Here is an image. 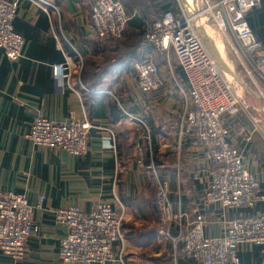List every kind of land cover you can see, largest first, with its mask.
Here are the masks:
<instances>
[{"label": "crops", "instance_id": "obj_1", "mask_svg": "<svg viewBox=\"0 0 264 264\" xmlns=\"http://www.w3.org/2000/svg\"><path fill=\"white\" fill-rule=\"evenodd\" d=\"M53 1L56 9L44 12L28 0H18L13 28L24 40L21 55L10 60L0 51V188L24 194L30 203L44 197L42 207L33 211L37 230L26 237L24 256L13 261L0 251V264H68L58 256V241L65 236L66 227L55 222L52 210L75 206L89 212L99 203L109 204L122 216L125 264H201L175 252L171 241L158 232L150 165L168 181L173 208L185 213V222L198 214L204 216L207 236L222 235L238 214L263 213L264 65L258 70L242 57L241 63L231 46L224 49L228 63L224 62L247 103L241 96L239 111L223 120L230 130L231 144L241 150L245 167L259 183L257 195L261 198L245 209L204 204L209 165L200 149L179 133L185 99L178 84L187 86L173 51L162 53L144 37L140 39L138 60L152 61L161 81L158 90L142 93L133 70L137 60L129 67L120 66L108 49L110 44L116 46V39L94 36L90 0ZM122 1L129 18L145 24L167 5L178 12L176 4L170 6L171 0ZM250 11V27L262 43L264 57V0ZM106 58L111 60V68L104 71L101 67ZM65 60L72 66L73 90L66 84L58 85L54 77L53 65ZM82 69L89 70L88 78L97 71L99 88L91 92L82 89ZM39 113L56 122H67L70 116L87 120L92 125L87 153L75 156L33 145L25 135ZM103 127L114 133L115 152L102 146L106 135ZM138 147L143 151L142 166L135 162ZM112 249L117 252V243ZM235 252L237 260L230 264H264L263 245L244 243Z\"/></svg>", "mask_w": 264, "mask_h": 264}, {"label": "built area", "instance_id": "obj_2", "mask_svg": "<svg viewBox=\"0 0 264 264\" xmlns=\"http://www.w3.org/2000/svg\"><path fill=\"white\" fill-rule=\"evenodd\" d=\"M44 12L56 9L53 0H28ZM163 1V0H160ZM165 1V0H164ZM178 12L165 9L150 19L144 30V40L162 53L173 51L186 79V86L178 84L185 99L180 118L179 133L200 149L209 165V183L203 203H218L225 209L251 208L258 199L259 183L243 163L241 150L230 142V130L223 117L236 114L243 99L234 79L222 71L209 52L197 28L213 21L227 43L244 61L260 69L264 65L262 43L256 38L247 20V13L260 0H176ZM18 0H0V51L10 60L21 55L24 40L13 28ZM89 19L92 32L98 38H119L129 19L122 0H90ZM137 88L142 93L159 89L161 81L157 68L148 59L133 64ZM72 66L65 60L53 65L58 85L71 90ZM82 89L87 90L82 84ZM129 117L140 120L131 114ZM92 125L87 120L70 116L67 122H56L37 114L31 122L26 138L35 146L64 150L72 155L87 153V137ZM102 146L116 151L112 129L103 127ZM143 151L136 149L135 162L143 165ZM153 202L158 232L166 236L178 254L196 259L201 264H230L235 262L236 248L249 243L264 246V212L238 214L220 236H207L205 219L198 214L185 222V213L173 208L169 197V183L154 169ZM197 177V174H194ZM44 197L35 203L13 191L0 188V251L13 261L24 256L25 239L37 226L33 211L41 208ZM56 223L66 227V234L58 241V256L64 263L107 264L124 262V234L122 216L109 204L99 203L84 212L75 206L52 210ZM176 228L173 233L171 230ZM117 243V252L112 246Z\"/></svg>", "mask_w": 264, "mask_h": 264}, {"label": "trees", "instance_id": "obj_3", "mask_svg": "<svg viewBox=\"0 0 264 264\" xmlns=\"http://www.w3.org/2000/svg\"><path fill=\"white\" fill-rule=\"evenodd\" d=\"M170 6H173V3L170 1ZM169 8V5L164 8ZM252 10V9H251ZM251 11H249L246 15V20L249 24V26H252V20H251ZM129 16V15H128ZM145 22H141L137 18H129L126 23V29L123 35L119 38H114L116 46H113L110 44V47L108 49L110 50V53H112V58L115 60V63L120 64V66H131V64L135 61L140 59L137 49L139 46V41L144 36V30H145ZM251 28V27H250ZM129 30L132 31V33L129 32ZM252 30V29H251ZM128 31V32H127ZM130 33V34H129ZM255 35V34H254ZM136 37V38H134ZM257 38V37H256ZM113 39V38H111ZM259 40V38H257ZM111 68V60L108 58L104 59L103 65L101 69L104 71ZM95 72V73H94ZM93 75L92 72L89 74V78L87 77L88 72L86 73L85 70H81V73L79 75L81 84L87 89L86 91L91 92V90H96L100 86V76L97 73V71H94ZM86 73V74H85ZM91 76V77H90ZM158 226V225H157Z\"/></svg>", "mask_w": 264, "mask_h": 264}, {"label": "water", "instance_id": "obj_4", "mask_svg": "<svg viewBox=\"0 0 264 264\" xmlns=\"http://www.w3.org/2000/svg\"><path fill=\"white\" fill-rule=\"evenodd\" d=\"M211 27H214L220 33L219 29L215 26V24L211 20H208L206 23H204L203 25L199 26L197 28V32L202 37V39H203L204 44L206 45V47L210 50V52L212 53V55L215 57L216 62L219 65H221L223 67L224 71L226 73H228L234 79V76L232 75L231 70L229 69V67L220 58V56H219L218 52L216 51V49L211 46V42H210L211 41L210 40V32H211V30L213 31V29ZM220 39H221V37H220ZM221 41H222V39H221Z\"/></svg>", "mask_w": 264, "mask_h": 264}, {"label": "rangeland", "instance_id": "obj_5", "mask_svg": "<svg viewBox=\"0 0 264 264\" xmlns=\"http://www.w3.org/2000/svg\"><path fill=\"white\" fill-rule=\"evenodd\" d=\"M172 1V3L175 5L176 3H178L176 0H171ZM183 1H186V0H183ZM212 29H213V31L211 30V32H213V34L215 33V34H218L219 35V38L221 37V39H222V41H221V39H220V41H221V43H222V45H223V48L224 49H226L227 50V48H228V46H229V44L227 43V41H226V39H225V37L224 36H222L214 27H211ZM224 37V38H223ZM210 42H211V46L212 47H214L215 49H216V51L218 52V54H219V56H220V58L223 60V61H226V63H228L227 62V60H226V57H225V50H224V55H222V53L220 52V50L218 49V47L216 46V44H215V42H214V38L213 37H210ZM230 47V46H229ZM209 50V49H208ZM233 50V49H232ZM209 52H210V50H209ZM234 53H235V56L237 57V59L239 60V61H241V63L243 62V60H242V58H240V57H242L241 55H239V54H237L235 51H233ZM211 53V52H210ZM212 54V53H211ZM213 56V55H212ZM215 58V57H214ZM220 69L222 70V71H224V69H223V67H220ZM248 69H249V71L252 73V74H254V71H252V68H249L248 67ZM239 70V69H238ZM236 85V84H235ZM237 87V86H236ZM239 88V90H240V93H241V96L243 97V99H244V102L245 103H247L246 102V96L244 95V93L242 92V90H241V88L240 87H238ZM248 99V98H247ZM254 105V104H253Z\"/></svg>", "mask_w": 264, "mask_h": 264}, {"label": "bare ground", "instance_id": "obj_6", "mask_svg": "<svg viewBox=\"0 0 264 264\" xmlns=\"http://www.w3.org/2000/svg\"><path fill=\"white\" fill-rule=\"evenodd\" d=\"M187 1H191V0H187ZM210 37H213L215 40V44L216 46L218 47V49L220 50V52L222 53V55H224V48H223V45L220 41V38H219V35L218 34H213V32H210Z\"/></svg>", "mask_w": 264, "mask_h": 264}]
</instances>
